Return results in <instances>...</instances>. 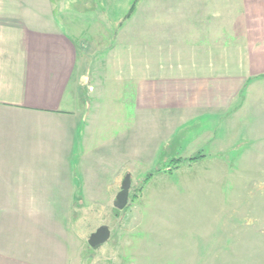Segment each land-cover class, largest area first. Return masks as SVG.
Instances as JSON below:
<instances>
[{"label":"crops","instance_id":"obj_1","mask_svg":"<svg viewBox=\"0 0 264 264\" xmlns=\"http://www.w3.org/2000/svg\"><path fill=\"white\" fill-rule=\"evenodd\" d=\"M132 1L0 0V264H82L133 162L264 134V0Z\"/></svg>","mask_w":264,"mask_h":264},{"label":"rangeland","instance_id":"obj_2","mask_svg":"<svg viewBox=\"0 0 264 264\" xmlns=\"http://www.w3.org/2000/svg\"><path fill=\"white\" fill-rule=\"evenodd\" d=\"M250 136H220L225 151L203 145L206 161L190 157L195 145L173 144L133 162L128 208L94 212L99 223L84 227L82 264H264V134ZM100 226L110 238L91 249L88 236Z\"/></svg>","mask_w":264,"mask_h":264},{"label":"water","instance_id":"obj_3","mask_svg":"<svg viewBox=\"0 0 264 264\" xmlns=\"http://www.w3.org/2000/svg\"><path fill=\"white\" fill-rule=\"evenodd\" d=\"M130 184H131L130 177L125 176L121 185V189L117 194L116 201L114 203L116 209L123 210L127 206ZM109 238H110L109 228L106 226H100L95 230V232L89 235L87 239V245L91 249H95L100 245L107 243Z\"/></svg>","mask_w":264,"mask_h":264},{"label":"trees","instance_id":"obj_4","mask_svg":"<svg viewBox=\"0 0 264 264\" xmlns=\"http://www.w3.org/2000/svg\"><path fill=\"white\" fill-rule=\"evenodd\" d=\"M139 0H133L132 1V5H131V10L134 8V5L138 2ZM198 158H201V157H203V156H200V155H198L197 156ZM196 158H190V159H188L187 161L189 162H191L192 160H195ZM181 161V159L180 158H178V159H175V160H171L170 161V165L168 166V165H166V167L168 168V171H171L172 169H176L177 167H178V163ZM161 169H157V171L156 172H159ZM149 177H151V175L149 174L148 176H146V178H145V182L149 179ZM128 198H129V195H128ZM126 208H128V207H126ZM126 208L125 209H123V211L124 210H126Z\"/></svg>","mask_w":264,"mask_h":264}]
</instances>
